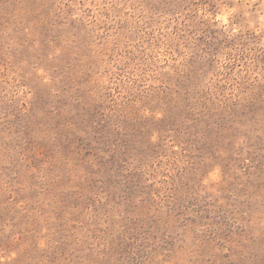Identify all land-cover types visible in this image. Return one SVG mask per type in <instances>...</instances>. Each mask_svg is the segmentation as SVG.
<instances>
[{
	"label": "rangeland",
	"instance_id": "rangeland-1",
	"mask_svg": "<svg viewBox=\"0 0 264 264\" xmlns=\"http://www.w3.org/2000/svg\"><path fill=\"white\" fill-rule=\"evenodd\" d=\"M0 264H264V0H0Z\"/></svg>",
	"mask_w": 264,
	"mask_h": 264
}]
</instances>
